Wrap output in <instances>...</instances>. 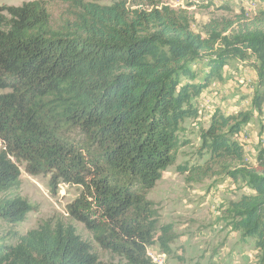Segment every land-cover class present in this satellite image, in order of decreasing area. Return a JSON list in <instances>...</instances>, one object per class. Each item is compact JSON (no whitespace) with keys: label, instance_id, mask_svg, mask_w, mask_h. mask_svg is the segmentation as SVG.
<instances>
[{"label":"trees","instance_id":"1","mask_svg":"<svg viewBox=\"0 0 264 264\" xmlns=\"http://www.w3.org/2000/svg\"><path fill=\"white\" fill-rule=\"evenodd\" d=\"M55 1V29L44 0L0 4V222L16 226L38 211L19 193L24 166L48 177L53 194L60 184L82 190L67 213L116 264H153L148 248L171 255L173 228L159 225L148 196L190 145L183 124L200 116L194 101L230 60L254 58L252 108L262 111L264 12L212 19L196 33L190 13L164 0ZM253 117L216 110L199 129L196 163L177 169L188 182L244 183L250 193L229 217L264 264V149L252 166L235 139ZM0 264L103 263L73 225L48 220L0 236Z\"/></svg>","mask_w":264,"mask_h":264},{"label":"rangeland","instance_id":"2","mask_svg":"<svg viewBox=\"0 0 264 264\" xmlns=\"http://www.w3.org/2000/svg\"><path fill=\"white\" fill-rule=\"evenodd\" d=\"M33 1L37 0H0V4L18 7ZM44 2L52 15V27L55 29L60 24L63 7L55 0ZM164 3L176 11L187 10L196 33H202L204 25L212 19L235 18L242 12L248 13L252 19L264 12V0H164ZM221 6L227 9H218ZM255 64L258 63L254 58L246 61L230 60L223 70V80L214 82L194 101L200 116L183 124L184 137L189 138L190 145L180 150L177 164L163 174L148 196L157 212L159 225L173 228V242L170 245L172 254L161 255L159 244L155 243L148 248L150 259L157 254V259L164 257V264H257L254 243L241 240V233L232 227L229 217L231 203L238 201L243 194H249L250 190L241 181L234 182L223 177L188 182L186 175L177 169L187 162L196 163L197 150L201 144L199 129L208 126L216 110L225 115L249 111L254 113V117L235 139L244 146L247 163L257 165L258 152L264 149V103L261 113L252 108L258 82ZM203 69L204 65H200L197 72L200 74ZM20 170L22 189L19 193L38 211L29 214L25 222L16 226L0 222V236H24L48 220L63 221L73 225L85 241L92 243L103 264L120 262L118 256L102 250L94 242L84 225L70 219L67 206L79 198L82 192L80 188L60 184L56 194H53L48 177L30 176L24 166Z\"/></svg>","mask_w":264,"mask_h":264},{"label":"bare ground","instance_id":"3","mask_svg":"<svg viewBox=\"0 0 264 264\" xmlns=\"http://www.w3.org/2000/svg\"><path fill=\"white\" fill-rule=\"evenodd\" d=\"M159 258L160 259H152L153 264H164L163 263L164 257L163 256H160Z\"/></svg>","mask_w":264,"mask_h":264},{"label":"built area","instance_id":"4","mask_svg":"<svg viewBox=\"0 0 264 264\" xmlns=\"http://www.w3.org/2000/svg\"><path fill=\"white\" fill-rule=\"evenodd\" d=\"M152 259H157V254H156L155 256H153V257L151 258V260H152Z\"/></svg>","mask_w":264,"mask_h":264}]
</instances>
